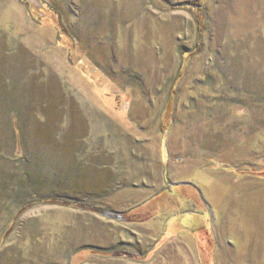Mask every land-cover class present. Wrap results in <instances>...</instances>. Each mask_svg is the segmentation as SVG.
<instances>
[{
    "label": "rangeland",
    "instance_id": "374dc122",
    "mask_svg": "<svg viewBox=\"0 0 264 264\" xmlns=\"http://www.w3.org/2000/svg\"><path fill=\"white\" fill-rule=\"evenodd\" d=\"M261 15L0 0V264H264Z\"/></svg>",
    "mask_w": 264,
    "mask_h": 264
},
{
    "label": "crops",
    "instance_id": "0c3cea01",
    "mask_svg": "<svg viewBox=\"0 0 264 264\" xmlns=\"http://www.w3.org/2000/svg\"><path fill=\"white\" fill-rule=\"evenodd\" d=\"M261 17L264 19V16L261 15ZM262 27H263V30L262 29L261 30L264 32V22H262Z\"/></svg>",
    "mask_w": 264,
    "mask_h": 264
}]
</instances>
